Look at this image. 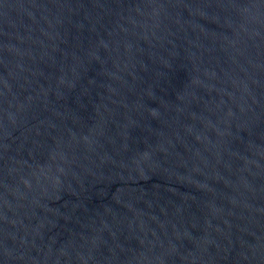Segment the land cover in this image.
Instances as JSON below:
<instances>
[{"label":"water","instance_id":"obj_1","mask_svg":"<svg viewBox=\"0 0 264 264\" xmlns=\"http://www.w3.org/2000/svg\"><path fill=\"white\" fill-rule=\"evenodd\" d=\"M0 264H264V0H0Z\"/></svg>","mask_w":264,"mask_h":264}]
</instances>
